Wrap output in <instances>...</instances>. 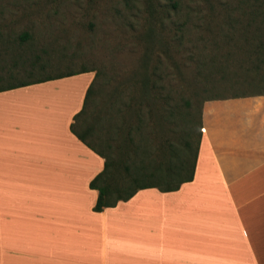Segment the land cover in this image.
Instances as JSON below:
<instances>
[{
    "label": "crops",
    "instance_id": "crops-1",
    "mask_svg": "<svg viewBox=\"0 0 264 264\" xmlns=\"http://www.w3.org/2000/svg\"><path fill=\"white\" fill-rule=\"evenodd\" d=\"M90 71L0 91V264H264V90L207 99L194 177L93 210L71 125Z\"/></svg>",
    "mask_w": 264,
    "mask_h": 264
},
{
    "label": "rangeland",
    "instance_id": "rangeland-1",
    "mask_svg": "<svg viewBox=\"0 0 264 264\" xmlns=\"http://www.w3.org/2000/svg\"><path fill=\"white\" fill-rule=\"evenodd\" d=\"M263 30L264 0H0V88L93 72L75 129H91L86 141L106 156L116 178L134 176L144 159V105L137 104L144 71L153 74L156 90L164 84L161 92L176 98L177 129L190 131L193 152L202 102L241 93L247 78L262 76L256 65L264 61ZM155 124L158 137L146 161L162 158L164 127Z\"/></svg>",
    "mask_w": 264,
    "mask_h": 264
},
{
    "label": "trees",
    "instance_id": "trees-1",
    "mask_svg": "<svg viewBox=\"0 0 264 264\" xmlns=\"http://www.w3.org/2000/svg\"><path fill=\"white\" fill-rule=\"evenodd\" d=\"M262 38L263 40L260 42L258 47L261 54H263L262 57H264V30ZM145 68L146 67H144V69ZM259 70H264V61H261L256 65V71ZM87 71L88 70L84 69L79 72H68L62 75L47 76L44 78H37V81H46ZM262 73V76L247 78L245 81L246 83L243 84L247 85V88L244 90H264V88H258L259 86L257 85L258 83L264 84V72ZM222 74H224V71H222ZM152 75L144 71V92L142 93L140 99L137 100L138 105H144V159L139 162L141 173H136L134 176L116 178L114 173L115 171L114 169L112 170V165L106 156L86 141L84 134L91 133V129L87 128L83 134L76 131L74 125L75 122L85 114L86 106L92 91L91 86L87 90L82 110L74 117V124L71 125L72 133L104 159V168L102 172L99 173L89 184L91 189L98 192V197L93 208L95 212H101L105 208L115 207L119 202H126L140 190L157 189L160 192H174L177 191L182 184L193 180L196 157L202 133V105L199 111L198 122L195 127L197 130L196 147L192 152V147L188 140V138H190V131H188L187 128H183L181 129V132H179L177 129L181 113L179 112L180 107L176 98L172 95L170 90L166 93L161 92V90L166 89L164 84L161 86L160 90H156L157 82L156 80H153ZM221 76L222 82L226 81L225 79L227 78V75ZM235 77H237V75ZM28 82L29 81L11 84L0 88V91L10 89L15 86H24L27 85ZM237 95L240 94L237 93L232 95L217 96L208 99ZM141 109L142 108H137L134 112L138 119V124L141 123V120L143 122ZM155 120H158L164 127L163 138L157 146V150L160 152L158 153L160 154V157L162 156V158L158 159V161H156L157 158L146 161V156H149L150 151L154 148L151 142L158 137L155 134ZM137 129H139V126L133 128L132 130L137 131ZM129 142L133 146L134 155H140L142 146L133 143L131 137Z\"/></svg>",
    "mask_w": 264,
    "mask_h": 264
},
{
    "label": "built area",
    "instance_id": "built-area-1",
    "mask_svg": "<svg viewBox=\"0 0 264 264\" xmlns=\"http://www.w3.org/2000/svg\"><path fill=\"white\" fill-rule=\"evenodd\" d=\"M203 130H204V129L202 128L201 131L203 132Z\"/></svg>",
    "mask_w": 264,
    "mask_h": 264
}]
</instances>
